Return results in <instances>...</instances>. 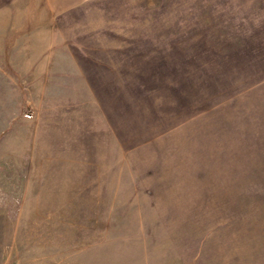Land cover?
I'll list each match as a JSON object with an SVG mask.
<instances>
[{
    "label": "rangeland",
    "instance_id": "obj_1",
    "mask_svg": "<svg viewBox=\"0 0 264 264\" xmlns=\"http://www.w3.org/2000/svg\"><path fill=\"white\" fill-rule=\"evenodd\" d=\"M0 264H264V0H0Z\"/></svg>",
    "mask_w": 264,
    "mask_h": 264
}]
</instances>
